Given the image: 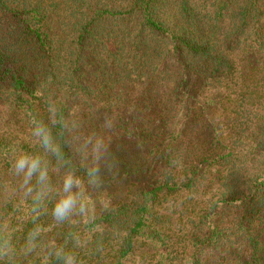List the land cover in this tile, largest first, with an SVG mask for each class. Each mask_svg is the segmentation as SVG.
<instances>
[{"label":"trees","instance_id":"trees-1","mask_svg":"<svg viewBox=\"0 0 264 264\" xmlns=\"http://www.w3.org/2000/svg\"><path fill=\"white\" fill-rule=\"evenodd\" d=\"M0 264H264V0H0Z\"/></svg>","mask_w":264,"mask_h":264},{"label":"rangeland","instance_id":"rangeland-1","mask_svg":"<svg viewBox=\"0 0 264 264\" xmlns=\"http://www.w3.org/2000/svg\"><path fill=\"white\" fill-rule=\"evenodd\" d=\"M103 165H104V167L106 166V162L103 160ZM113 173H111V174H113L112 175V177L114 176L115 178H114V183L111 185V186H113V188H109V189H107L108 190V192H113V190H115L117 193H118V191L120 192V188H121V185H122V178H120V177H122L123 175L122 174H119V172L118 171H112ZM113 180V179H112Z\"/></svg>","mask_w":264,"mask_h":264}]
</instances>
